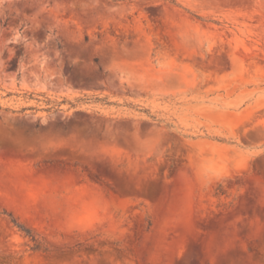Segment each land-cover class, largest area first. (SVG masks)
I'll list each match as a JSON object with an SVG mask.
<instances>
[{
	"label": "rangeland",
	"instance_id": "obj_1",
	"mask_svg": "<svg viewBox=\"0 0 264 264\" xmlns=\"http://www.w3.org/2000/svg\"><path fill=\"white\" fill-rule=\"evenodd\" d=\"M0 264H264V0H0Z\"/></svg>",
	"mask_w": 264,
	"mask_h": 264
},
{
	"label": "trees",
	"instance_id": "obj_2",
	"mask_svg": "<svg viewBox=\"0 0 264 264\" xmlns=\"http://www.w3.org/2000/svg\"><path fill=\"white\" fill-rule=\"evenodd\" d=\"M27 231V230H26ZM27 233H29V231H27Z\"/></svg>",
	"mask_w": 264,
	"mask_h": 264
}]
</instances>
